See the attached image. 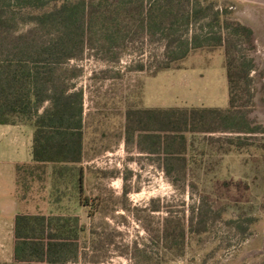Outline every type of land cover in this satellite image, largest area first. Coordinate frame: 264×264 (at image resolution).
<instances>
[{"label": "rangeland", "instance_id": "rangeland-1", "mask_svg": "<svg viewBox=\"0 0 264 264\" xmlns=\"http://www.w3.org/2000/svg\"><path fill=\"white\" fill-rule=\"evenodd\" d=\"M196 1L213 2L221 24L228 20L252 28L254 47L230 29L214 27L230 38L241 60L251 63L249 91H240L236 120L228 129L188 134L186 175H169L163 153L141 151L137 137L127 141L126 114L131 108H230L225 47H192L210 32L209 18L181 29L190 52L179 69L154 75L157 62L169 57L164 41L151 42L148 36L129 43L119 59H105L87 46L61 66L71 87L84 91L80 166L90 205L78 204L69 179L53 193L49 178L20 210L78 214L88 230L77 264H264V0ZM1 128L0 212L7 198H16L13 166L32 160L30 148L2 135ZM33 132L24 127L23 142L29 143ZM2 215L8 231L13 218ZM167 218L186 224L182 255L173 256L166 247ZM9 254L7 244L3 255Z\"/></svg>", "mask_w": 264, "mask_h": 264}, {"label": "trees", "instance_id": "trees-1", "mask_svg": "<svg viewBox=\"0 0 264 264\" xmlns=\"http://www.w3.org/2000/svg\"><path fill=\"white\" fill-rule=\"evenodd\" d=\"M213 2L196 0H0V125L33 127L32 161L15 166L16 198L27 201L36 186L44 189L52 178L58 193L66 179L77 202L84 196V91L74 90L61 66L82 55L87 46L119 59L139 36L164 41L168 60L157 62L154 75L179 69L189 55V39L181 29L209 18L210 32L192 47H225L230 108H131L126 114V139L137 137L141 151L163 153L166 171L186 175L189 133L228 129L236 120L240 91H249L251 63L241 60L224 26L253 48L254 31L240 22L225 20ZM32 25L28 27V25ZM145 69L143 63L138 65ZM50 167L52 170L50 171ZM88 227L78 214L20 211L13 221L12 262L0 264H77ZM162 237L173 256L182 255L186 224L167 218ZM159 264V263H150Z\"/></svg>", "mask_w": 264, "mask_h": 264}, {"label": "crops", "instance_id": "crops-1", "mask_svg": "<svg viewBox=\"0 0 264 264\" xmlns=\"http://www.w3.org/2000/svg\"><path fill=\"white\" fill-rule=\"evenodd\" d=\"M27 124H16V125H2V135L5 136H10L12 141L17 142L18 145H21V147H25L28 146L30 148V153H31V149H32V142H33V137L32 140H30L29 143H27V141L22 140V133L24 132V127H26ZM34 133V132H33ZM20 148V146H19ZM32 157V154H31ZM32 161V160H31ZM31 161H19L18 163H29ZM15 166H13V170H14V174H15ZM52 170V168L50 167V171ZM16 187V184H15ZM21 201H19L17 198H7V201L4 202V205H2L1 207V212H0V262H12V257H13V221H14V217L15 215L20 212V211H25V210H20L21 208ZM2 214L8 215V216H12L13 221L10 224V229L8 231H6L7 227H6V223L4 221H2V219L5 217ZM7 237V240H6ZM11 241V245L10 243L7 242ZM9 245V252L10 254L6 257L3 255L4 251H5V246L7 244ZM4 256L2 259V256Z\"/></svg>", "mask_w": 264, "mask_h": 264}]
</instances>
